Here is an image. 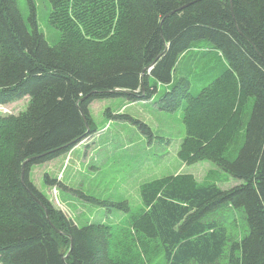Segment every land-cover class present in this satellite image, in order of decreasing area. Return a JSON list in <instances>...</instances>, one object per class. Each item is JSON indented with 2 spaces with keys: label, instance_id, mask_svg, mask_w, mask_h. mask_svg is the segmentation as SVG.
Listing matches in <instances>:
<instances>
[{
  "label": "trees",
  "instance_id": "1",
  "mask_svg": "<svg viewBox=\"0 0 264 264\" xmlns=\"http://www.w3.org/2000/svg\"><path fill=\"white\" fill-rule=\"evenodd\" d=\"M27 2L26 23L17 0H0V105L29 100L23 114L0 119V264H122L111 258L110 229L78 227L34 186L30 170L94 135L92 102L149 101L157 86L169 87L159 110L185 103L190 128L179 158L187 165L209 159L242 183L221 190L181 175L147 184L130 224L156 243L165 264H219L230 240L208 217L223 206L243 209L248 232L230 245L225 264H264V0H48L61 32L54 46ZM199 41L225 68L193 97L188 77L173 84V75Z\"/></svg>",
  "mask_w": 264,
  "mask_h": 264
},
{
  "label": "rangeland",
  "instance_id": "2",
  "mask_svg": "<svg viewBox=\"0 0 264 264\" xmlns=\"http://www.w3.org/2000/svg\"><path fill=\"white\" fill-rule=\"evenodd\" d=\"M33 3L39 31L50 46L56 45L61 32L50 21L48 0H33ZM17 4L27 23L30 15L27 0H17ZM224 68L221 55L206 41H199L179 61L173 84L181 77H188L190 94L195 97L205 87H210ZM168 89L167 86H157L156 95L149 101L131 103L124 98H116L92 102L89 112L96 130L94 135L79 143L72 153L62 156L57 167L48 169L50 165L41 164L30 170L34 186L78 227L103 224L110 229L111 258L122 264H141V261L143 264H165L156 243L146 241L130 224V217L138 216L143 209V186L181 175H191L197 185L214 184L221 190H229L242 183L209 159L187 165L179 158L190 126L184 113L185 103L171 113L157 108V102ZM249 102L246 112L250 109ZM28 104V98H24L0 105V119L23 114ZM137 121L149 128L150 137L133 123ZM242 131L229 146V155H233L241 143ZM45 175L70 190H79L87 200L73 191L48 186ZM120 204L128 210L108 208ZM208 220L223 224L230 245L248 232L243 209L223 206ZM230 245L226 246L219 264L228 263Z\"/></svg>",
  "mask_w": 264,
  "mask_h": 264
},
{
  "label": "crops",
  "instance_id": "3",
  "mask_svg": "<svg viewBox=\"0 0 264 264\" xmlns=\"http://www.w3.org/2000/svg\"><path fill=\"white\" fill-rule=\"evenodd\" d=\"M77 146H78V145H77ZM77 146L74 147V149H72L68 154L72 153V152L77 148ZM63 156H64V155H63ZM61 158H62V156L59 157V158H56V159H54V160H52V161H49V162H47V163H44V164H46V165H50V166L48 167V169L51 168V167H54L55 165H56V167H57V164L60 162Z\"/></svg>",
  "mask_w": 264,
  "mask_h": 264
},
{
  "label": "bare ground",
  "instance_id": "4",
  "mask_svg": "<svg viewBox=\"0 0 264 264\" xmlns=\"http://www.w3.org/2000/svg\"><path fill=\"white\" fill-rule=\"evenodd\" d=\"M5 150V149H4ZM4 156V155H3ZM6 156V155H5ZM2 157V156H1Z\"/></svg>",
  "mask_w": 264,
  "mask_h": 264
}]
</instances>
